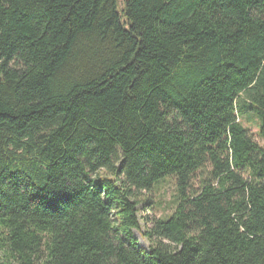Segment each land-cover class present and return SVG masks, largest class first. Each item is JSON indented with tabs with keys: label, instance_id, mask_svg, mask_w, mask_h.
Here are the masks:
<instances>
[{
	"label": "trees",
	"instance_id": "16d2710c",
	"mask_svg": "<svg viewBox=\"0 0 264 264\" xmlns=\"http://www.w3.org/2000/svg\"><path fill=\"white\" fill-rule=\"evenodd\" d=\"M121 1L0 0V264H264V0Z\"/></svg>",
	"mask_w": 264,
	"mask_h": 264
},
{
	"label": "rangeland",
	"instance_id": "374dc122",
	"mask_svg": "<svg viewBox=\"0 0 264 264\" xmlns=\"http://www.w3.org/2000/svg\"><path fill=\"white\" fill-rule=\"evenodd\" d=\"M118 11L122 12V1L118 5ZM240 123L242 126L248 131L249 135L254 137L256 141L264 146V143L257 139V120L249 115H244L240 118ZM173 194L172 184L162 185L152 194H143L140 198V205L138 207L139 215L141 217L140 232L135 231L134 236L138 240L139 245L144 249H149L150 243L148 240L144 239L141 234L151 228L152 221L155 219L163 218L164 216L170 213V209L168 203L171 200V196ZM145 201H150V204L145 206ZM147 218V221L144 219Z\"/></svg>",
	"mask_w": 264,
	"mask_h": 264
}]
</instances>
